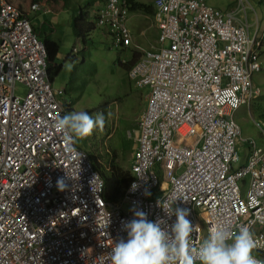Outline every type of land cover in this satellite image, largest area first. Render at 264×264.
I'll list each match as a JSON object with an SVG mask.
<instances>
[{"label":"built area","instance_id":"built-area-1","mask_svg":"<svg viewBox=\"0 0 264 264\" xmlns=\"http://www.w3.org/2000/svg\"><path fill=\"white\" fill-rule=\"evenodd\" d=\"M156 6L160 42L169 47L148 52L130 74L150 94L124 212L107 211L105 182L88 154L76 145L70 151L56 131L66 107L48 80L45 45L26 14L0 0V264H111V247L127 239L123 222L134 208L150 221L163 217L161 199L191 210L201 241L204 227L235 234L248 226L253 255L264 260V150L253 142L247 165L233 166L241 137L235 114L260 93L253 77L262 70L261 42L205 0ZM125 15L111 0L101 23L118 26ZM118 28L129 45L127 28ZM16 83L27 87L25 98L15 94Z\"/></svg>","mask_w":264,"mask_h":264},{"label":"rangeland","instance_id":"rangeland-1","mask_svg":"<svg viewBox=\"0 0 264 264\" xmlns=\"http://www.w3.org/2000/svg\"><path fill=\"white\" fill-rule=\"evenodd\" d=\"M28 14L33 26L37 30L38 38L48 39V46L53 57V65L62 67L61 73L55 77L54 87L67 90V97L61 99L67 104L74 103L73 111H86L90 115L105 114V128L96 129L93 134L80 141L77 146L91 154L94 163L100 171L107 172L112 165L128 172L134 163V153L139 148L137 142L140 137L138 120L148 105L149 87H138L129 78V65L138 60L140 54L130 50L114 47L113 40L101 29L89 30L92 19L89 17L90 0H37L41 6L39 12L30 9L35 0H10ZM150 6L153 0H138ZM250 0L259 15V37L264 38V0ZM210 5L226 10H234L232 1L207 0ZM260 9V10H259ZM49 10L50 12H46ZM81 11L84 13L82 19ZM251 36L256 33L257 19L253 11L248 10ZM134 33L136 41L147 51H158L159 32L154 27L152 15L140 10L132 13L128 23ZM84 32L85 43L82 42L80 32ZM52 44V45H53ZM169 47L168 42L164 45ZM73 48L76 58L72 62L69 58ZM84 58V59H83ZM262 71L255 73L254 84L262 90L263 98L256 96L250 106L240 108L235 114V120L242 129V139L254 140L257 146L264 149V51H261ZM55 68V67H53ZM50 76L55 71L50 68ZM17 95L25 96L27 89L22 84L15 86ZM262 106L258 108L257 103ZM102 107L100 108V106ZM100 108V109H99ZM99 109V110H98ZM72 112V111H71ZM261 128L262 130H260ZM131 134V136L129 135ZM248 142L237 144L238 160L234 167L241 166L248 155ZM182 169L178 170V174ZM245 192V190H244ZM128 208L127 204L123 205Z\"/></svg>","mask_w":264,"mask_h":264},{"label":"clouds","instance_id":"clouds-1","mask_svg":"<svg viewBox=\"0 0 264 264\" xmlns=\"http://www.w3.org/2000/svg\"><path fill=\"white\" fill-rule=\"evenodd\" d=\"M7 1L11 3L10 0ZM134 1L143 4L138 0H134ZM156 1L157 0H154V3L150 5L151 7L150 13L145 12L143 10L140 11L145 14L152 15L154 20V26L158 28L159 43L162 45V43L160 42L161 30L157 18ZM238 3H239V9L237 12H243L245 16L243 20H237L236 18L237 12L235 10L233 11L231 10L230 12L228 11L227 13H224L222 10L219 9L216 10L220 11L223 15H225L226 18L228 15L233 14L236 20V24H243V23L247 24L249 29V35L251 36V31H250L251 27L247 15H248V10H251L254 13H256V8L252 6L251 3H249V0H238ZM11 4L17 6L15 3H11ZM36 4L39 7L38 9L36 8L35 10H33L32 6ZM110 4H111V0H93V2L89 4V8H90L89 17L92 19L89 25V30L92 31L95 28H99L105 34H107L112 38L114 47L119 48L121 50H125V49L130 50L134 53V57L136 53L140 54L138 60L135 61L134 59L133 62L128 67L129 78L133 80L138 86L136 80L132 79L130 76L132 69L146 56L148 52L151 53L159 52L164 47V45H162L158 51H147L144 50L140 44H136L133 41L135 38L134 33L128 26L130 17L132 13L135 11L131 10V3L129 0H118V7L122 6V8H125L126 10V15L124 16V19H118V26L124 25L129 32V37L131 41L129 45H126L124 43V38L122 37L121 35L122 33L119 30L118 26H114L110 22L101 23L102 14L106 10H108ZM20 9L22 10V8ZM30 9L33 12H39L41 10V6L38 1L36 2L33 1L31 3ZM46 12L48 13L50 11L47 10ZM25 14L28 17L31 27L38 38L36 28L33 26L28 14L27 13ZM81 16L82 19H84V13L82 11H81ZM79 37L81 38L82 42L85 43V35L83 31L80 32ZM254 37L261 42V48H260V63H261V51L262 50L264 51V38L259 37L258 31H256ZM38 40L45 45L47 51L48 80L52 85L53 90L56 92L57 99L60 102H62L63 105L66 107V114L63 115V117H59V116L57 117L55 122V129L57 132L62 133L65 141L69 145V150L75 152L76 149L74 146L76 145V147L78 148L77 144L80 141L90 137L96 129H99L100 131L104 130L106 123L105 114L101 112V113H96L93 116L88 114L86 111H73L74 105L73 104L67 105L61 99L62 97H65L67 95V90L61 87V85L57 88L54 87L53 85L55 82V78L50 76L49 54L46 45V40L47 41L49 40L46 39L43 41L39 38ZM76 51L77 50L73 48L72 54L69 57L71 59L70 61L72 62L76 58L75 55ZM61 70L62 67L60 68L59 73H61ZM253 81H254V77H253ZM17 84H21V83H16L14 85V92H15V86ZM58 92H61V94H59ZM260 94L261 92L257 96L259 97ZM26 95L25 96L17 95V96L21 98H25ZM250 105H246V106H250ZM101 107L102 105L100 106V108ZM139 123H140V119L138 120V126L140 128ZM259 129L262 130L261 128ZM140 134H141V129H140ZM129 135L131 136L130 133ZM241 135H242V129H241ZM240 141L244 143L248 142L250 144V147L248 148V155L245 160V163L236 168L234 167L235 169L247 165L248 158L250 156L252 149V143L254 142V144L257 146V143L254 140L249 141L246 139H242V137H240L239 142ZM81 151L88 154L94 171L97 172L103 178L105 182V190H106V180L103 177L102 172L96 169V166L99 167L97 165L98 163L97 164L94 163V160L90 153L84 150ZM236 151H237V147H236ZM136 152L133 155L134 162H135ZM133 166L134 163L131 169L129 170L130 181L117 201H110L109 199H107L104 190V200L108 204L107 211L110 210L114 211L115 207L116 208L120 207L121 211L124 212L128 210V208L124 209L123 205L127 204L126 201L124 200V197L127 189L130 187V184L134 178V175L132 173ZM69 179L71 178L69 177ZM57 186L60 191H65L67 188L65 179L59 178L57 181ZM138 187L139 185L133 184L132 190L135 191L138 189ZM160 196H161V192L159 191V189H157L156 192H154L153 194V198L156 199L157 197ZM157 206L163 210L164 216L158 217L155 221H150L148 219L147 214L144 211L135 208L133 209L134 218L130 221L123 222V231L127 233V239L125 240L123 237H121L119 241L115 242L114 246L111 247V251L109 253L111 264H196L197 261H199V264H264V260L257 259L253 255L254 250L257 248V241L254 237V234L250 231V228L248 226L241 225L235 234L225 229L224 227L218 225H212L211 227L208 228V230H206L204 227V234L207 236V231H208V236L206 239L201 241L199 238V234L201 232V226L199 223L194 224L191 221V219L189 218L191 216V210L189 208L180 207L179 204H176L174 206L170 205L168 199L158 200ZM94 264H100V263L96 262Z\"/></svg>","mask_w":264,"mask_h":264},{"label":"trees","instance_id":"trees-1","mask_svg":"<svg viewBox=\"0 0 264 264\" xmlns=\"http://www.w3.org/2000/svg\"><path fill=\"white\" fill-rule=\"evenodd\" d=\"M37 0H35L36 2ZM131 3V10L132 11H136V10H143L145 12L150 13L151 7L147 6V5H143L140 4L138 2H135L134 0H129ZM93 0H90L88 4L92 3ZM48 41L46 40V45H47V49H48V54H49V67L52 69V71H55V76L53 78H55L56 76L59 75V71H60V66H58L57 64L53 65L51 63L52 60L55 59V61H57V55L55 54L54 57L50 51V49L48 48V46H50L53 51H55L56 49L54 48V44H48ZM55 67V68H53ZM73 104V103H72ZM96 169L98 171H100V168L96 166ZM102 172V171H101ZM103 177L106 180V190H105V194L107 199H109L110 201H117L119 199V197L121 196V194L124 192L125 188L127 187L129 181H130V174L128 172H124L120 167L116 166V165H112L110 167V170L107 172H102Z\"/></svg>","mask_w":264,"mask_h":264},{"label":"crops","instance_id":"crops-1","mask_svg":"<svg viewBox=\"0 0 264 264\" xmlns=\"http://www.w3.org/2000/svg\"><path fill=\"white\" fill-rule=\"evenodd\" d=\"M228 1H232V3H233V5L235 6L236 5V7H235V11L237 12L238 11V9H239V3H238V0H228ZM152 3H154V0H153V2ZM205 3L207 4V5H209V6H211V7H213V8H215V9H219V10H223V9H221L220 7H216V6H214V5H210L208 2H207V0H205ZM249 3H250V0H249ZM254 6V5H253ZM260 10V9H259ZM226 11H231V10H226ZM255 15H256V19H257V25H256V31H258L259 32V29H260V27H259V15H258V13H257V11H256V13H255ZM244 14H243V12H237V14H236V18H237V20H243L244 19ZM249 15H247V18H248V20H250L249 19ZM155 27V26H154ZM156 28V27H155ZM157 30H158V28H156ZM136 44H139L137 41H136V39L134 38V40H133ZM260 92H261V94H260V99L261 98H263V95H262V90L260 89ZM67 95H68V93H67ZM67 95L65 96V97H67ZM74 104V103H73ZM257 105H258V108H260L261 106H262V103H261V101H259L258 103H257ZM73 108H74V106H73ZM245 163V162H244ZM243 163V164H244Z\"/></svg>","mask_w":264,"mask_h":264},{"label":"bare ground","instance_id":"bare-ground-1","mask_svg":"<svg viewBox=\"0 0 264 264\" xmlns=\"http://www.w3.org/2000/svg\"><path fill=\"white\" fill-rule=\"evenodd\" d=\"M181 132H182V133H185V132H186V128H182V129H181Z\"/></svg>","mask_w":264,"mask_h":264}]
</instances>
